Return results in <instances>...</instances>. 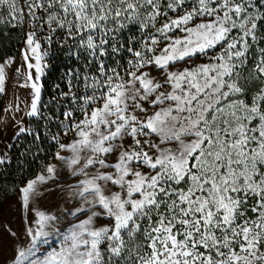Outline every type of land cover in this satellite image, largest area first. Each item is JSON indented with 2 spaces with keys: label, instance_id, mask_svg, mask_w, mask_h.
I'll list each match as a JSON object with an SVG mask.
<instances>
[{
  "label": "snow or ice",
  "instance_id": "obj_1",
  "mask_svg": "<svg viewBox=\"0 0 264 264\" xmlns=\"http://www.w3.org/2000/svg\"><path fill=\"white\" fill-rule=\"evenodd\" d=\"M0 6H6L9 17L0 18V24L27 23L32 29L25 43L36 63L27 67L37 75L33 81L29 72L21 85L34 92L27 115L43 116L36 82L42 72L37 32L47 30L51 43L61 30L64 43L74 42V54L86 55L87 71H74L76 83L61 93L66 98L63 120L52 118L82 138L72 147L90 150L85 167L115 169L82 182L86 187L80 195L91 192L94 199L87 210L78 208L72 215H91L72 225L58 250L32 259L58 219L37 212L25 228L27 246L17 248L8 264H264V87L251 95L244 77L251 68L252 78L264 84V0H0ZM160 17L165 22L157 27ZM129 25L155 33L145 32L134 48L120 39ZM177 30L185 35H169ZM162 41L169 43L160 55H149ZM217 46L210 63L169 72L164 83L171 92H157L162 85L143 71L150 65L165 69L197 53L208 55ZM123 51L132 57L126 66L118 59ZM23 59L29 60L27 53ZM4 84L0 65V93ZM143 102L169 103L141 119L137 112L148 111ZM75 111L83 119L77 121ZM25 131L30 130L21 127L15 135ZM151 134L161 144L176 141L179 148L139 138ZM125 137L132 140L129 147L115 143ZM117 148L116 162L106 163V154ZM152 149L158 154L149 155ZM140 165L153 172L145 175L136 170ZM97 181L120 191L106 196ZM35 184L20 190L23 210ZM97 205L102 211H92ZM101 215L108 223L94 226Z\"/></svg>",
  "mask_w": 264,
  "mask_h": 264
},
{
  "label": "rangeland",
  "instance_id": "obj_2",
  "mask_svg": "<svg viewBox=\"0 0 264 264\" xmlns=\"http://www.w3.org/2000/svg\"><path fill=\"white\" fill-rule=\"evenodd\" d=\"M173 15V13L169 12V16ZM164 22L165 18L160 17L157 27ZM29 31L32 30L27 28L22 47L18 54L9 56L3 61H0V65H4L5 71V90L3 93H0V158L5 160L10 155L11 143L16 137V132H18L21 127L27 129L28 120L31 117L27 115V113L30 111V104L34 96V92L30 86L21 87V85L26 82L29 72H31L33 81H35V77L37 75L35 68L28 69L27 67L28 63H32L33 65L36 63L35 54L31 53L25 43L26 33ZM169 35H172L174 38H181L185 35V33L177 30L174 34L170 33ZM42 36L43 35L38 33L36 36V39L40 43L39 54L41 55L40 64L42 68V72L39 74L40 79L36 82L39 84L41 91V79L45 70V58L47 56V49L43 45L47 39H42L44 37ZM167 43H169V41H162L161 44L156 46L154 53H150L149 55H160V49ZM218 52L219 46H217L216 49L209 50L208 55L197 53L195 56L190 58L186 57L184 60H177L174 63H170L165 69H160L155 65H150L143 69V71L148 72L149 78H151L154 82L162 85L157 92H171V85L164 83L169 72H181L186 68L194 70L201 64L210 63L211 61L209 56L215 55ZM25 53L29 56V60L27 62L23 59ZM9 60L11 63H5ZM250 73L251 68L245 69L244 77L247 78L248 87L252 89L251 95H254L257 89L256 87H264V84H261L258 80L253 79ZM125 78L127 79V77ZM250 80L254 81L255 84L250 86V84H248ZM33 81H28L27 83L30 85ZM244 82L245 81L242 79L241 83ZM152 98L154 97H150L149 99ZM143 103L148 111L146 113L137 112L141 119H146L148 116H151L153 112L158 111L161 107L167 106V103L169 102H166L165 105L158 106H151L148 102ZM139 138L141 141L148 139L150 143L159 144L162 148H168L174 151L179 148V144L176 141L161 144V138L156 134ZM81 139L82 138L77 134V132L73 131L71 133V138L62 143L65 147H60L58 149L55 160L52 161L46 169L38 175L37 178L35 177L29 181H35L36 184L34 192L30 194L29 207L27 210H23L21 208V191H19L11 201L5 204L4 208L0 212V264H8V262H10L16 255L17 248H24L27 246L28 237L25 234V228L28 226L27 222L36 219L35 214L37 212L52 214L58 219L54 222V226L48 229L50 235L47 237V243L38 245L39 251L36 253V257H33L32 259H36L37 257L42 259L51 253L52 250H58L63 236L67 234L72 225L88 219V216L91 215V211L72 215V213L78 208L87 210L90 207V202L94 199L91 192H85L83 196L80 195L86 187V185L82 182L91 180L99 174H114L115 169H105L99 165L85 167L87 159L91 156L90 150H81L79 149V146L77 147V150H74L72 147L73 144H76ZM184 139L185 142H187L189 138L185 137ZM115 143H122L124 148H127L132 144V140L130 137H125L124 141H116ZM145 150H149L147 146H145ZM120 151L121 149L117 148L114 149L112 153L106 154V163H115L118 159ZM154 154H158L155 149L149 151V155ZM74 158H78V162L75 164L72 163ZM48 168H52L54 171L49 173ZM136 170L141 171L145 175L153 172V170L144 165H140L136 168ZM132 178L133 177L131 176L127 177V179ZM27 184L22 188L26 187ZM97 184L100 185L102 193L106 196H110L112 193L120 191L119 186L113 185L110 182L105 183L103 181H97ZM92 211H102V209H100L97 205L92 209ZM106 223H108V218L103 215L94 220V226L96 227L102 226ZM6 228H10L11 231L15 232L18 239L17 237L11 236L5 230Z\"/></svg>",
  "mask_w": 264,
  "mask_h": 264
},
{
  "label": "trees",
  "instance_id": "obj_3",
  "mask_svg": "<svg viewBox=\"0 0 264 264\" xmlns=\"http://www.w3.org/2000/svg\"><path fill=\"white\" fill-rule=\"evenodd\" d=\"M0 18L9 20L6 6H0ZM27 28H30L27 23L16 27H13L11 23L0 24V61L18 54ZM147 31L155 33L154 28L145 30ZM145 32L136 25H129L120 34L121 42L131 43L134 48L139 47V41L143 39ZM37 33L43 35L44 40L48 35L47 30ZM64 39L61 30H58L51 43L48 41L43 43L47 49V56L38 104L43 116L29 118L26 130L30 131H25L14 138L9 157L4 164L0 165V212L23 186L55 160L60 145L71 138L73 131H66L52 117L58 116L60 120H63L66 98H61V93L69 91V85L76 83L72 76L74 71L81 73L87 71L84 67L87 57L82 53L74 54L77 51L74 42L68 40L64 43ZM131 58V54L127 51H123L118 57L121 64L125 66ZM248 84L251 86L255 82L250 80ZM79 87L82 91V86ZM72 91H77V88L73 87ZM74 117L79 121L83 116L79 111H75ZM67 123L65 121V124ZM35 134H39L40 139L37 140Z\"/></svg>",
  "mask_w": 264,
  "mask_h": 264
},
{
  "label": "crops",
  "instance_id": "obj_4",
  "mask_svg": "<svg viewBox=\"0 0 264 264\" xmlns=\"http://www.w3.org/2000/svg\"><path fill=\"white\" fill-rule=\"evenodd\" d=\"M43 172V171H42ZM42 172H40L38 175H40ZM38 175L36 176V178L38 177ZM35 178V177H34Z\"/></svg>",
  "mask_w": 264,
  "mask_h": 264
}]
</instances>
